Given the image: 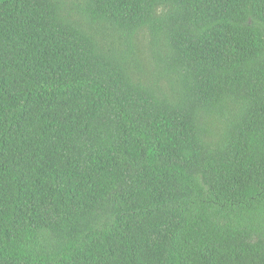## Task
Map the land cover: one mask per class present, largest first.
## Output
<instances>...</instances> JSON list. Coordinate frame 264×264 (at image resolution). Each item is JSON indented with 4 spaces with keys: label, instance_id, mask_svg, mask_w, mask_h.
Returning <instances> with one entry per match:
<instances>
[{
    "label": "trees",
    "instance_id": "obj_1",
    "mask_svg": "<svg viewBox=\"0 0 264 264\" xmlns=\"http://www.w3.org/2000/svg\"><path fill=\"white\" fill-rule=\"evenodd\" d=\"M0 264H264V0H0Z\"/></svg>",
    "mask_w": 264,
    "mask_h": 264
}]
</instances>
